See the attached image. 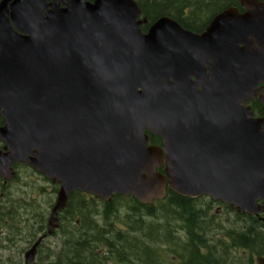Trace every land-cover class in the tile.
Listing matches in <instances>:
<instances>
[{
    "label": "water",
    "instance_id": "water-1",
    "mask_svg": "<svg viewBox=\"0 0 264 264\" xmlns=\"http://www.w3.org/2000/svg\"><path fill=\"white\" fill-rule=\"evenodd\" d=\"M40 3L12 7L37 37L10 33L0 20V138L9 149L0 174L24 161L60 183L50 231L74 190L150 203L168 186L241 208L264 197V121L247 119L237 103L264 81V4L246 0L245 14L231 9L199 35L168 18L142 33L131 0L74 3L49 20L35 16ZM146 131L162 138L164 156L147 146ZM164 163L163 175L155 168Z\"/></svg>",
    "mask_w": 264,
    "mask_h": 264
},
{
    "label": "trees",
    "instance_id": "trees-1",
    "mask_svg": "<svg viewBox=\"0 0 264 264\" xmlns=\"http://www.w3.org/2000/svg\"><path fill=\"white\" fill-rule=\"evenodd\" d=\"M220 0H137L149 22L171 16L183 27L197 31L204 24L196 14L212 13ZM229 0H221L226 4ZM195 2V4H194ZM189 18H182L186 9ZM156 141V137H152ZM25 167V166H24ZM37 187L45 192V205L29 203L20 192L14 209H34L35 234L45 227L46 208L51 207L58 184ZM38 194V195H39ZM198 201L168 190L163 200L143 204L134 197L113 195L104 201L73 192L60 213L59 244L39 264H250L238 261L233 248L262 250L264 231L252 216L240 224L221 228ZM78 220V224L76 223ZM40 224V226H37ZM214 224V225H213ZM225 236H219L218 229ZM42 248L40 249V251Z\"/></svg>",
    "mask_w": 264,
    "mask_h": 264
},
{
    "label": "flooded vegetation",
    "instance_id": "flooded-vegetation-1",
    "mask_svg": "<svg viewBox=\"0 0 264 264\" xmlns=\"http://www.w3.org/2000/svg\"><path fill=\"white\" fill-rule=\"evenodd\" d=\"M19 0H0V20L2 22L3 29L9 31L10 33H14L17 36L26 37L28 34L26 32L36 31L35 23L26 25L18 24L17 19H26L25 16H17L12 13L13 5ZM260 2H264V0H258ZM77 2L80 4L86 5H94L96 0H42V5L40 3V14H36L35 16L39 17L40 20H49L51 19L48 11L57 8L59 10L64 9L69 3ZM220 7H218L212 13H202L196 14L193 17V20L199 19L204 25L199 30H190L185 27L186 30L192 31L197 34L203 33L209 25L212 23L215 17L221 15L229 9H234L239 15L245 14L248 9L246 5L243 3V0H229L226 4H222L221 0L219 1ZM195 4V2H194ZM140 7V6H139ZM192 7L186 9L182 14V18H189V11L192 10ZM141 10L140 18L144 19L146 23L144 25L149 26L150 23L158 20L162 17H170L171 16H161L156 18L155 20L149 22L148 18L144 15V12ZM81 15H72V19H79ZM38 18V19H39ZM175 20L174 18H172ZM176 21V20H175ZM149 24V25H148ZM143 25V26H144ZM148 28V27H147ZM146 29H142V31L146 32ZM208 74V71H206ZM264 84L261 82L257 85V87L253 90V94L249 98L246 106L250 108V112L253 117L260 118L264 116L263 106L259 100V94L257 90L259 88H263ZM200 90V88H199ZM241 94V93H240ZM236 95V90H235ZM240 103V102H239ZM242 111V110H239ZM238 111V112H239ZM234 114H238L237 111ZM240 114V113H239ZM4 125V119L0 116V127ZM149 137V143L161 146V140L156 137V141L152 139L151 134H147ZM7 150L5 149V142L0 138V154L5 153ZM24 163L14 162L11 164V170L14 171L15 175L12 178L4 179L2 175H0V264H25V255L30 246L34 244L35 240V220H34V209H14L18 204V186H17V178L19 175V168ZM33 175L29 174L28 178L36 179L37 181H44L43 177H32ZM35 180V181H36ZM36 181V182H37ZM34 197H30V201L33 202ZM193 201H198L201 205L196 206L197 209H212L210 213L212 217H217V219H223V215L227 216V221L223 222V226L225 228L233 227V225H239L241 219L245 215H251L261 226L264 231V199L259 198L255 201L256 205H253L250 209H260L261 211L258 213L248 214L243 212L241 207L236 205L235 203H226L221 200H215L209 195L198 196L197 198H191ZM50 214V212H49ZM220 216V217H219ZM57 222L55 227L53 226V230L57 227H60L61 224L60 216L58 213ZM48 218V217H47ZM46 218L45 227L49 231V225H47L48 219ZM216 219V220H217ZM217 223V221L215 222ZM37 226H40L38 224ZM45 228V229H46ZM54 232V231H53ZM45 233H38L37 238L44 236ZM47 237V236H46ZM45 237V238H46ZM233 252L235 256L239 254V257L242 258L243 253H248V250L241 248H233ZM259 254L256 250H253L251 254H249V258L251 259L253 264H264V248L262 250H258Z\"/></svg>",
    "mask_w": 264,
    "mask_h": 264
},
{
    "label": "rangeland",
    "instance_id": "rangeland-1",
    "mask_svg": "<svg viewBox=\"0 0 264 264\" xmlns=\"http://www.w3.org/2000/svg\"><path fill=\"white\" fill-rule=\"evenodd\" d=\"M20 179H21V181H20ZM34 180H36V179H34ZM25 181H26V175H24L23 173H21L20 174V176H19V179L17 180V186L18 185H21V186H23V185H25ZM37 181V180H36ZM42 181H37V183H41ZM34 183H33V181H32V185H33ZM34 196H35V194H34ZM38 199L40 200L41 199V197H38ZM57 247V239L56 238H49V239H47L46 241H45V245H44V249L46 250V251H42V253H43V255H46L47 256V258H49V254L51 253V251L52 250H54L55 248ZM48 251V252H47ZM244 254V253H243Z\"/></svg>",
    "mask_w": 264,
    "mask_h": 264
}]
</instances>
